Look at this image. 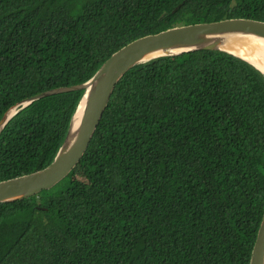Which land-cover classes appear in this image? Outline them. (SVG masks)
Segmentation results:
<instances>
[{"label":"trees","instance_id":"trees-1","mask_svg":"<svg viewBox=\"0 0 264 264\" xmlns=\"http://www.w3.org/2000/svg\"><path fill=\"white\" fill-rule=\"evenodd\" d=\"M249 18L264 0H0V119L86 82L177 25ZM83 88L0 131V181L54 159ZM264 212V73L220 50L160 56L117 82L78 164L0 202V264H249Z\"/></svg>","mask_w":264,"mask_h":264},{"label":"water","instance_id":"water-1","mask_svg":"<svg viewBox=\"0 0 264 264\" xmlns=\"http://www.w3.org/2000/svg\"><path fill=\"white\" fill-rule=\"evenodd\" d=\"M245 36L264 39V21L226 18L218 21L177 25L136 38L112 53L84 83L40 92L10 107L0 119V131L20 109L35 99L55 92L83 88L69 122L65 138L46 167L0 181V202L24 199L49 189L80 161L121 77L134 65L160 56L208 49L235 55L264 73L241 52L247 51ZM249 264H264V212L251 250Z\"/></svg>","mask_w":264,"mask_h":264},{"label":"bare ground","instance_id":"bare-ground-1","mask_svg":"<svg viewBox=\"0 0 264 264\" xmlns=\"http://www.w3.org/2000/svg\"><path fill=\"white\" fill-rule=\"evenodd\" d=\"M245 47L247 51L241 52L242 55L247 56V59L253 62L261 70L264 71V39H258L256 37L245 36Z\"/></svg>","mask_w":264,"mask_h":264}]
</instances>
